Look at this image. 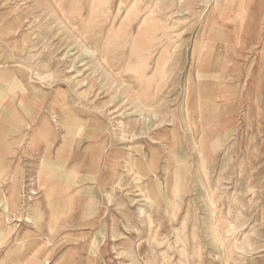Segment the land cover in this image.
<instances>
[{
    "label": "rangeland",
    "instance_id": "obj_1",
    "mask_svg": "<svg viewBox=\"0 0 264 264\" xmlns=\"http://www.w3.org/2000/svg\"><path fill=\"white\" fill-rule=\"evenodd\" d=\"M126 1L0 6L1 69L28 67L34 80H0V264H149L150 244L189 264L179 254L186 239L200 246L190 264H264V0ZM64 3L70 17L54 20ZM24 11L29 27L4 33ZM82 17L76 32L70 20ZM41 56L54 74L37 68ZM27 108H44L51 123L39 152L33 135L46 130L29 128ZM142 150L162 168L180 155L169 166L179 188L171 212L144 200ZM23 249L31 255L18 256Z\"/></svg>",
    "mask_w": 264,
    "mask_h": 264
},
{
    "label": "bare ground",
    "instance_id": "obj_2",
    "mask_svg": "<svg viewBox=\"0 0 264 264\" xmlns=\"http://www.w3.org/2000/svg\"><path fill=\"white\" fill-rule=\"evenodd\" d=\"M10 0H0V6L1 7H3V6H5L8 2H9ZM14 1V0H13ZM24 1V0H23ZM30 1V0H29ZM37 1V0H36ZM40 1H43V2H45V4H47L48 5V0H40ZM126 1V0H125ZM242 1V0H241ZM88 2H89V0H88ZM127 2V1H126ZM243 2V1H242ZM128 3V2H127ZM40 4V3H39ZM96 4H97V2H96ZM239 4V3H238ZM51 5V4H50ZM91 6H92V4H90ZM101 5V4H100ZM240 5V4H239ZM55 6V5H54ZM85 6V5H84ZM243 6V5H242ZM17 7V6H16ZM49 7V6H48ZM71 6H70V4H66V3H64V4H58V5H56L55 6V13L57 14L56 15V17H54V20H57L58 19V17H60V14H65L66 12V14L65 15H68V18L70 17L69 15H70V13H68V9L70 8ZM88 7V6H87ZM87 7H85V9L87 8ZM95 7V6H94ZM84 8V7H83ZM89 8V7H88ZM101 8V7H100ZM105 8V7H104ZM11 9V8H10ZM94 8L92 7V10H93ZM133 9V8H132ZM239 9V8H238ZM240 9H241V7H240ZM70 10V9H69ZM92 10H90V12L92 11ZM98 10V9H97ZM107 10V9H106ZM109 10V9H108ZM107 10V11H108ZM129 10V9H128ZM151 10V9H150ZM3 11V10H2ZM19 11V10H18ZM83 11V10H82ZM85 11H87V13H88V10H85ZM95 11V10H94ZM105 11V10H104ZM242 11H243V9H242ZM15 12V9H13V10H10L9 12H8V14H10V13H14ZM59 13V14H58ZM84 13V12H83ZM94 14H96L95 12H93ZM92 13V14H93ZM0 14H4L5 15V11H3V12H1ZM7 14V15H8ZM93 14V15H94ZM119 14V13H118ZM122 14V13H121ZM127 14V13H126ZM64 15V16H65ZM14 17L12 18V20H11V22L10 23H8V24H6L5 25V29L3 30V32L4 33H7V32H11L10 30H12V29H14V28H17L16 26H18V27H22V26H25V25H28V24H30L31 23V19H28L29 17H27L26 16V12L24 11V12H22V13H17V14H14L13 15ZM63 16V17H64ZM83 16H85V13L83 14ZM87 16H91L90 14L89 15H87ZM5 17V16H4ZM4 17H2V18H4ZM35 17V16H34ZM66 17V16H65ZM242 17H243V15H242ZM245 17V16H244ZM0 18H1V16H0ZM251 18V17H250ZM34 19V18H33ZM38 19V18H37ZM76 19V18H75ZM3 20V19H2ZM2 20H0V27L1 26H3V24H2ZM69 21V20H68ZM71 21V24L74 26V28H76V29H78L76 32H78L79 31V29H81L82 28V26L84 25V23H85V19L82 17L81 19H79V20H77V22H74V20H70ZM107 21V20H106ZM110 21V20H109ZM29 22V23H28ZM66 23H67V21H65ZM64 23V22H63ZM108 23V22H107ZM242 23H243V20H242ZM53 24V23H52ZM58 24V23H57ZM244 24H245V22H244ZM13 26H15L14 28H13ZM31 26V25H30ZM64 26V25H63ZM69 25L67 24V27H68ZM246 26H248V25H246ZM28 27H29V25H28ZM69 27H71V26H69ZM104 28H106L107 29V27H105L104 26ZM109 28V27H108ZM241 28V27H240ZM28 29V28H27ZM39 29V28H38ZM66 29V28H65ZM76 29H74V32H75V30ZM249 28H246V27H244V26H242V28L240 29V31L242 32V33H244V34H247L248 33V30ZM30 30L31 29H28V33L27 34H31L30 33ZM13 31V30H12ZM17 31V30H16ZM62 31H64V30H61V32ZM80 32V31H79ZM102 32V31H101ZM18 33V32H17ZM23 33V32H22ZM64 33V32H63ZM68 33V32H67ZM36 32H35V36H36ZM57 34V33H56ZM79 34V33H78ZM48 35V34H47ZM71 35H72V33H71ZM71 35H70V39H72V41L73 40H75V39H73V38H71ZM54 36H56V35H54ZM76 37H77V35H75ZM34 37V36H33ZM32 37V38H33ZM43 37V36H42ZM42 37H37L38 39H37V41H40V42H42V41H44L45 40V38H42ZM68 37V36H67ZM75 38V37H74ZM8 39V38H7ZM29 39H30V35H29ZM34 39V38H33ZM32 39V40H33ZM22 40H23V37H22ZM172 40V39H171ZM82 41V40H81ZM84 41V40H83ZM86 41V40H85ZM95 40H89V43H90V45L92 46L93 45V42H94ZM59 42H61V39L60 38H58L57 39V41L56 42H54V44H53V52L54 51H56V47L58 46V44H59ZM96 42V41H95ZM26 43V42H25ZM98 43V42H97ZM7 44V43H6ZM19 45V44H18ZM43 45V44H42ZM71 45V44H70ZM95 45V44H94ZM48 45H46L45 46V48L47 47ZM24 47V46H23ZM90 47V46H89ZM69 48V47H68ZM29 49V48H28ZM31 50V49H30ZM9 51V50H8ZM8 51L6 52V53H8ZM20 51V50H19ZM24 51V50H23ZM22 51V52H23ZM74 51V50H73ZM10 52V51H9ZM13 53V52H12ZM29 53V52H28ZM15 55V54H14ZM63 56H69V51H67V52H65L64 54H63ZM7 57H8V55H7ZM32 57V56H31ZM42 60L40 61V63L39 64H37L38 65V69L42 66V64H45V66L43 67L44 69H46L47 70V73L48 74H54L55 72H56V68H57V66L56 65H52V63L49 61L50 59H48V62L44 59V57L43 56H41L40 57ZM73 58V57H72ZM76 58H77V56H75V58L74 59H71L70 60V62H72V65H71V67H66L68 70H69V72H73V68L79 63V62H77L76 63ZM6 61H7V59H6ZM36 65V66H37ZM41 65V66H40ZM56 67V68H55ZM1 68H3L2 67V65H0V80H7V81H11V80H13V81H15V82H18L20 85H21V82H24L25 80H27V78H29V77H31V80H32V78H33V74H31L30 72H31V70H30V68H28V67H19V66H16V69H15V71L13 72V74H11V75H9L6 71H4V70H2ZM81 71V70H80ZM209 81V80H208ZM32 82H34V80H32ZM206 83V82H205ZM3 84V83H2ZM1 84V85H2ZM207 84H208V82H207ZM206 84V85H207ZM215 84V83H214ZM205 84H203V87H205L204 86ZM210 86V85H209ZM215 90V89H214ZM54 92V91H53ZM204 94V93H203ZM208 94H206V96H207ZM202 96V95H201ZM217 96V95H216ZM223 96H224V94H223ZM223 96H222V98H223ZM229 96V95H228ZM204 97H205V95H204ZM209 97V96H208ZM218 97V96H217ZM224 97H227V95L226 96H224ZM211 98V97H210ZM219 98V97H218ZM204 99V98H203ZM220 99V98H219ZM206 100V99H205ZM226 101V100H225ZM229 101V100H228ZM228 101H226V102H228ZM206 102V101H205ZM205 102H203V103H205ZM211 102V101H210ZM56 103H58V98L57 97H54V100L52 101V103L51 104H56ZM223 103H225L224 101H223ZM205 104H207V103H205ZM214 104H215V101H214ZM207 106V105H206ZM199 107V106H198ZM228 107V106H227ZM226 107V108H227ZM230 107V106H229ZM207 108V107H206ZM28 109V110H27ZM27 109H25V116H26V121H27V124H28V126H29V128H36V127H39L40 129H43V130H46V132L45 133H34V135H33V142L35 141H42L41 142V144H39L37 147H35L36 149H35V152H39L40 151V149H41V147L43 146L42 144H45L44 143V141L46 140V138L47 139H50L53 135H51L47 130H49V131H51V126H50V120H49V118L47 117V114L46 113H44V108H41V109H35V108H27ZM118 110H120V109H118ZM118 110L116 109V110H114L113 112L115 113V112H118ZM231 110V109H230ZM219 111V110H218ZM222 111H224V110H222ZM42 112V113H41ZM41 113V114H40ZM67 112H65L64 114H66ZM217 113V112H216ZM231 113V112H230ZM203 114V113H202ZM223 114V113H222ZM121 115V114H120ZM120 115H118V117L120 116ZM213 115V114H212ZM216 116V115H215ZM222 116H224V115H222ZM226 116V115H225ZM203 117V116H202ZM211 117H213V116H211ZM51 118H52V122H54L55 124H56V126H60V124H64V120L62 119V118H59L58 117V115H55V116H53V115H51ZM21 119V118H20ZM202 119V118H201ZM216 119H217V117H216ZM59 120H62V121H64V122H62V123H60L59 122ZM195 120V119H194ZM199 120V119H198ZM205 120V119H204ZM209 120V119H208ZM213 120V119H212ZM25 121V122H26ZM22 122V121H21ZM199 122V121H198ZM204 122V121H203ZM213 122V121H212ZM211 122V123H212ZM220 122V121H219ZM225 122H227V121H225ZM225 122H224V124H225ZM192 123V122H191ZM202 123V122H201ZM217 123V122H216ZM216 125V124H215ZM214 125V126H215ZM32 126H34V127H32ZM189 126V125H188ZM200 126H202V124L200 125ZM204 126V125H203ZM208 126V125H207ZM61 127V126H60ZM208 127H210V126H208ZM216 127V126H215ZM213 128V127H212ZM224 128L226 129V127L224 126ZM223 128V129H224ZM206 129V128H205ZM202 132H203V130H202ZM209 132V130L207 131V133ZM213 132H215L214 130H213ZM195 133V132H194ZM201 133V132H200ZM210 133V132H209ZM216 133V132H215ZM57 134H59L58 132H55L54 133V137H53V139L55 140V139H57ZM204 134V133H203ZM211 134V133H210ZM90 135V134H89ZM89 135H87V136H89ZM202 135V134H201ZM213 135V134H212ZM215 136V135H214ZM200 139V138H199ZM211 139V138H210ZM208 140V139H207ZM225 140V139H224ZM199 141V140H198ZM204 141H205V138H204ZM154 143L156 142V141H153ZM175 144V143H174ZM203 145H205V144H203ZM200 146V145H199ZM201 148V147H200ZM208 148V147H207ZM204 150H207V149H205L204 147H202V149H201V152L203 153V151ZM138 152H140V150H137ZM178 151V150H177ZM142 152V158H137L136 159V162H137V164H138V166H137V168H138V170H137V173L139 174V176L140 177H145V178H147V179H145L144 180V182H145V184L143 185L144 186V190H147V194L145 195V196H143V197H145V201L146 202H149L150 203V205H151V207L152 208H155L156 210L157 209H161L163 206L165 207V208H167L168 209V211H170L171 212V210H172V208H171V206H172V204H173V199H172V196H177V194H178V191H179V188H178V182L177 181H174V182H172V184H173V186L170 184L171 183V181H170V179H169V177H170V174H171V169H170V163H171V160L174 158L176 161H179L180 159V155L178 154V152H173V156L171 155L170 156V159L168 160V162H167V164H166V167L167 168H162V166H161V163L159 162V159H157L156 157H155V152H152L151 153V156L150 157H147L146 156V153H144V150H142L141 151ZM205 152V151H204ZM210 154V153H209ZM48 154H47V152L46 153H44V156L42 157L43 159H45V157L47 156ZM203 155V154H202ZM208 156V155H207ZM167 157V156H166ZM43 159H42V161H43ZM130 159H128L127 161H129ZM174 160V161H175ZM204 160V159H203ZM163 162V161H162ZM60 164V163H59ZM173 165V164H172ZM45 166V163L44 162H42L41 163V167H40V170H42L43 169V167ZM53 166H55V164L53 163ZM51 167L49 170L50 171H52L53 170V168L54 167ZM180 167V166H179ZM60 168H61V166H60ZM174 170V169H173ZM173 170H172V172H173ZM175 172V171H174ZM184 173V172H183ZM39 174V173H38ZM175 174V173H174ZM33 179V178H32ZM35 179V178H34ZM184 179V178H183ZM183 179H182V181H183ZM35 181V180H34ZM35 183V182H34ZM47 185H49V184H47ZM53 186V185H52ZM47 187V186H46ZM189 187V186H188ZM48 188H50V187H48ZM52 190V189H51ZM13 191V190H12ZM47 192H49V189L47 190ZM10 193H12V192H10ZM26 193V192H25ZM36 193V192H35ZM45 193H46V191H45ZM50 193V192H49ZM48 193V194H49ZM47 194V193H46ZM160 200H163L164 201V203L162 204V202L160 201ZM167 209H165V211H167ZM163 210V209H162ZM144 211V210H143ZM157 212H159L158 210H157ZM145 213V212H144ZM160 213V212H159ZM240 213V212H239ZM167 214V213H166ZM171 214H173V213H171ZM29 215V214H28ZM27 216V215H26ZM28 217V216H27ZM28 219V218H27ZM32 220V219H31ZM150 220V227H149V230L151 231V233H153V234H158L157 233V230H155V222L154 221H152L153 219H149ZM194 227V226H193ZM173 228H174V225H173ZM183 228H184V231L186 230V229H188V226L185 224L184 226H183ZM172 227H170V228H168L167 229V234H169V233H171L172 232ZM139 234H141V233H139ZM150 235V234H149ZM155 235V236H156ZM163 236V235H162ZM172 236V235H171ZM149 238V237H148ZM147 238V239H148ZM155 238V237H154ZM167 239V238H166ZM185 239H186V237H185ZM152 240V239H151ZM187 240V239H186ZM185 240V246H184V250H182L181 251V253H179L180 254V256H185V258H186V260H187V262L190 264V262L191 261H193V258H194V255H195V248H196V246L194 245V247L192 246V244H190L188 241H186ZM159 241H161V240H159ZM163 241V240H162ZM159 245V244H158ZM198 246H199V244H198ZM130 248H132V247H130ZM155 247L154 246H152L151 244H150V246H149V249H148V252H147V258L148 257H150V259H148V263L149 264H176L175 263V261L173 260V258H174V256L176 255V254H174L173 255V253L171 252V249H169L170 248V246H169V248L167 249V251L166 252H163L161 255L159 254V250H157V249H154ZM199 248H200V246L198 247V248H196V249H198L199 250ZM163 249V248H162ZM131 252L132 253H135V250H131ZM130 253V252H129ZM136 253H139L140 254V251H136ZM150 253H152V255H150ZM137 255V254H136ZM138 256V255H137ZM141 256H143V255H141ZM139 259V258H138ZM141 260H143V259H141ZM145 261V260H144ZM142 263H143V261H142ZM141 263V264H142Z\"/></svg>",
    "mask_w": 264,
    "mask_h": 264
},
{
    "label": "crops",
    "instance_id": "obj_3",
    "mask_svg": "<svg viewBox=\"0 0 264 264\" xmlns=\"http://www.w3.org/2000/svg\"><path fill=\"white\" fill-rule=\"evenodd\" d=\"M0 153H1V147H0ZM38 207L43 211V214H44V217H49L50 216V210H49V206L48 205H45L44 204V201H41L39 204H38ZM48 229V228H47ZM29 238V236L25 235L23 240H27ZM39 238H43L45 239L44 237H39ZM47 239V238H46ZM18 256L20 257H28L31 255V253L28 251V249H23L21 250L18 254ZM41 255V254H40Z\"/></svg>",
    "mask_w": 264,
    "mask_h": 264
}]
</instances>
